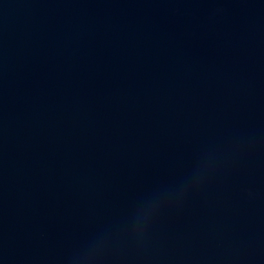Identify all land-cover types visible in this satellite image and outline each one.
I'll use <instances>...</instances> for the list:
<instances>
[{"label": "water", "instance_id": "95a60500", "mask_svg": "<svg viewBox=\"0 0 264 264\" xmlns=\"http://www.w3.org/2000/svg\"><path fill=\"white\" fill-rule=\"evenodd\" d=\"M0 264H264V0H0Z\"/></svg>", "mask_w": 264, "mask_h": 264}]
</instances>
